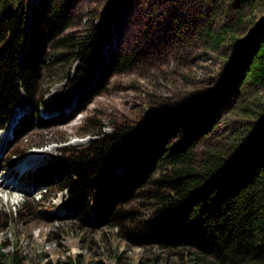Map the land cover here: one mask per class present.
I'll return each instance as SVG.
<instances>
[{"label":"trees","instance_id":"16d2710c","mask_svg":"<svg viewBox=\"0 0 264 264\" xmlns=\"http://www.w3.org/2000/svg\"><path fill=\"white\" fill-rule=\"evenodd\" d=\"M202 1L206 3L200 8L206 17L199 35L202 44L211 50L223 47L221 53L228 54V72L237 90L264 86V13H259L264 0ZM32 4L27 15L25 0H0V129L21 92L35 103L53 46L65 47L56 58L77 59L76 76L91 81L95 56L112 19L111 14L102 15L99 23L75 36L66 33L72 24L71 0ZM245 23H250L249 31L235 28ZM109 51L100 62L101 75L133 65L128 55ZM223 89L185 98L145 120L120 121L87 145L66 151L56 161L57 190L67 191L65 208L85 223L91 222L93 210L99 221L119 228L133 243L188 247L200 256L223 261L264 262V107L258 108L261 114L250 127L231 133L223 144L205 148L199 158L197 146L208 132V121L214 120ZM99 90L95 85L78 91L79 109ZM37 118L40 124L43 119ZM188 118L191 121L184 126ZM30 124L31 119L24 116L17 135L30 129ZM29 207L24 203V209ZM27 260L17 250H4L0 243V264Z\"/></svg>","mask_w":264,"mask_h":264},{"label":"rangeland","instance_id":"374dc122","mask_svg":"<svg viewBox=\"0 0 264 264\" xmlns=\"http://www.w3.org/2000/svg\"><path fill=\"white\" fill-rule=\"evenodd\" d=\"M35 1L25 0L27 15ZM71 2L72 24L66 33L84 34L105 14H111V23L95 56L91 81L76 76L77 59L56 58L67 50L56 45L46 58L35 103L21 92L18 103L23 101V111L14 110L18 103L10 107L11 117L18 111L19 117L13 130L14 118L0 130V181L4 182L0 185V243L4 250H17L28 259L25 264H45L49 259L52 264H69L71 260L74 264H264L244 258L223 261L212 255L200 256L188 247L133 243L119 228L99 221L93 210L89 212L91 222L85 223L65 208L67 191L57 190L56 161L72 147L85 146L93 137L111 131L115 123L145 120L185 98L205 97L212 89L224 88L214 120L208 121V132L197 146L201 158L205 148L223 144L231 133L250 127L264 107V86L237 90L228 72V54L221 53L223 47L211 50L200 41V30L206 27L200 10L206 3L202 0ZM261 10L259 13H264V5ZM209 20L213 23V14ZM249 25L235 28L242 33L249 31ZM109 50L128 55L133 65L101 75L100 62ZM95 85L100 90L79 109L77 92ZM26 115L31 128L17 135ZM37 116L43 119L40 124ZM190 121L188 118L184 126ZM26 155L39 165L15 176L18 162ZM15 177L17 184H7ZM24 203L30 207L24 209ZM148 212L147 208L142 211L144 216Z\"/></svg>","mask_w":264,"mask_h":264},{"label":"bare ground","instance_id":"6f19581e","mask_svg":"<svg viewBox=\"0 0 264 264\" xmlns=\"http://www.w3.org/2000/svg\"><path fill=\"white\" fill-rule=\"evenodd\" d=\"M23 102V101H22ZM22 102H17L18 104L14 107V110L16 111V110H19V109H21L20 110V112H22L23 111V109L21 108L22 106H23V104H22ZM18 113H19V111L17 112V114H16V116H15V118L14 117H11V118H9L8 119V121H7V124L9 123V121L10 120H12L13 118V121H12V126H11V129L13 130V127L17 124V119H18V117H17V115H18ZM5 138H6V136H5ZM3 146V145H2ZM1 149H3V147L1 148ZM29 154V153H28ZM27 154V155H28ZM25 156L22 160H20L19 162H18V164H17V167H16V173H15V176H22V175H25L26 173H28L29 171H31V169H33L34 167H37L38 165H39V163H36V161H32L31 160V158H29L28 156ZM29 156H31V154L29 155ZM37 164V165H36ZM27 165V166H26ZM12 172V171H11ZM43 172V171H42ZM8 173V172H7ZM6 173V174H7ZM5 174V175H6ZM4 175V176H5ZM18 183V178H14V180H10V181H8L7 182V184H10V183ZM2 184H4V182L2 181H0V185H2ZM11 186V185H10ZM4 188H6L7 189V185H5V186H3ZM10 188V187H9ZM8 191H9V189H8Z\"/></svg>","mask_w":264,"mask_h":264}]
</instances>
